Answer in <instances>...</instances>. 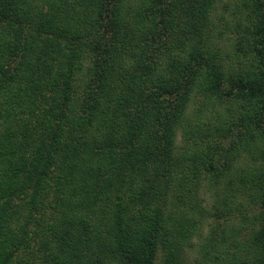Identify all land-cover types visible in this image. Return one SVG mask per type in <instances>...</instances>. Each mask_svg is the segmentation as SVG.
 Returning <instances> with one entry per match:
<instances>
[{
    "label": "trees",
    "instance_id": "16d2710c",
    "mask_svg": "<svg viewBox=\"0 0 264 264\" xmlns=\"http://www.w3.org/2000/svg\"><path fill=\"white\" fill-rule=\"evenodd\" d=\"M194 187L264 264V0H0V264H184Z\"/></svg>",
    "mask_w": 264,
    "mask_h": 264
},
{
    "label": "rangeland",
    "instance_id": "374dc122",
    "mask_svg": "<svg viewBox=\"0 0 264 264\" xmlns=\"http://www.w3.org/2000/svg\"><path fill=\"white\" fill-rule=\"evenodd\" d=\"M186 142L187 136L180 134L178 146L182 147ZM194 188L190 193L192 203L177 210V214L179 213L185 222L189 221L191 225L196 222L194 236L190 241L193 248L185 249L182 261L184 264H223L215 259L216 255L220 258V252L239 248L259 229L260 224L256 223L255 217H260L261 205L252 203L247 195H241L242 197L233 201L228 200L229 206H226L222 201L224 194L221 189L208 190L203 187L199 191ZM192 206H197V210L192 209ZM214 214H218L219 219ZM223 240L226 243L222 244ZM213 246H217L216 251L210 249Z\"/></svg>",
    "mask_w": 264,
    "mask_h": 264
}]
</instances>
